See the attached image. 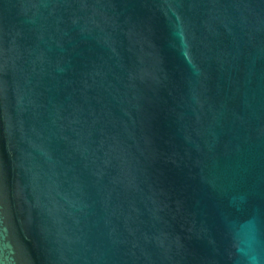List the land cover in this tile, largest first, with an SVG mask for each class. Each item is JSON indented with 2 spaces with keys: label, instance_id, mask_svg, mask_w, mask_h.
I'll return each mask as SVG.
<instances>
[{
  "label": "water",
  "instance_id": "1",
  "mask_svg": "<svg viewBox=\"0 0 264 264\" xmlns=\"http://www.w3.org/2000/svg\"><path fill=\"white\" fill-rule=\"evenodd\" d=\"M0 264H264V0H0Z\"/></svg>",
  "mask_w": 264,
  "mask_h": 264
}]
</instances>
